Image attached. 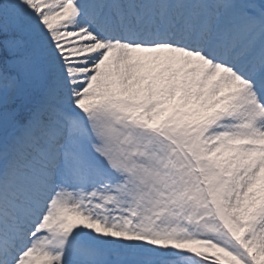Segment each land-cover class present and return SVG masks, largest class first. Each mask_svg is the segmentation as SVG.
I'll return each instance as SVG.
<instances>
[{"label":"snow or ice","instance_id":"6c2138e0","mask_svg":"<svg viewBox=\"0 0 264 264\" xmlns=\"http://www.w3.org/2000/svg\"><path fill=\"white\" fill-rule=\"evenodd\" d=\"M0 264H264V0H0Z\"/></svg>","mask_w":264,"mask_h":264}]
</instances>
